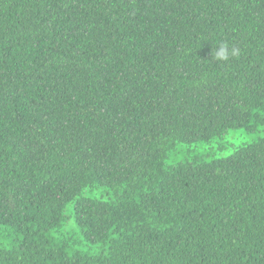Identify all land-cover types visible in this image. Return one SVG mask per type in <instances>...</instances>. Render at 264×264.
Masks as SVG:
<instances>
[{"label":"trees","instance_id":"trees-1","mask_svg":"<svg viewBox=\"0 0 264 264\" xmlns=\"http://www.w3.org/2000/svg\"><path fill=\"white\" fill-rule=\"evenodd\" d=\"M0 264H264V0H0Z\"/></svg>","mask_w":264,"mask_h":264},{"label":"clouds","instance_id":"clouds-1","mask_svg":"<svg viewBox=\"0 0 264 264\" xmlns=\"http://www.w3.org/2000/svg\"><path fill=\"white\" fill-rule=\"evenodd\" d=\"M240 56V49L230 46L228 43H222L217 46L212 53V59L214 58L219 62H227L230 59H234Z\"/></svg>","mask_w":264,"mask_h":264},{"label":"rangeland","instance_id":"rangeland-1","mask_svg":"<svg viewBox=\"0 0 264 264\" xmlns=\"http://www.w3.org/2000/svg\"><path fill=\"white\" fill-rule=\"evenodd\" d=\"M261 134L262 132L259 133V135ZM257 136L258 134L256 133L249 134L242 129L232 130L229 134L230 140L234 143L250 142ZM228 152V150H224L222 154H227Z\"/></svg>","mask_w":264,"mask_h":264}]
</instances>
